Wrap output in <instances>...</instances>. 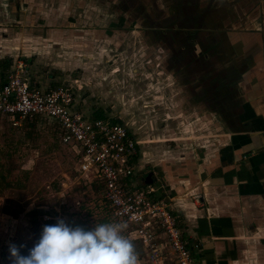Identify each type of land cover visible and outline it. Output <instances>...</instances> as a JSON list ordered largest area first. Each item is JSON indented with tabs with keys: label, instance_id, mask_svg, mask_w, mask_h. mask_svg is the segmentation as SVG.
I'll use <instances>...</instances> for the list:
<instances>
[{
	"label": "crops",
	"instance_id": "crops-1",
	"mask_svg": "<svg viewBox=\"0 0 264 264\" xmlns=\"http://www.w3.org/2000/svg\"><path fill=\"white\" fill-rule=\"evenodd\" d=\"M242 1L230 0L235 12L221 10L202 30H232L229 55L238 88L243 90L223 102L214 94L198 96L192 83L179 82L186 91L184 108L191 110L186 113L193 116L183 127L187 137L179 141L176 127L166 133L158 131L157 137L147 139L132 128L139 143L136 161L138 170L144 172V183L153 171V182L159 186L155 195L171 198L184 236L200 244L194 250L197 264H264V0ZM4 2H0L3 8L21 12L29 0ZM40 6L43 5L38 2L37 9ZM8 20L7 16L0 18V86L14 68V55H19L28 41L39 44L25 48L30 54H22L31 63L34 55L44 53L46 57L49 49L55 51L56 57L60 53V67L65 66L64 58L70 53L71 64L92 56V30L39 29L36 31L41 35L26 38L22 19L14 20L15 25ZM112 31L116 30H106V34ZM141 33L144 39H154L151 33ZM66 42L68 48L63 47ZM214 61L220 69L226 66L222 57ZM77 65L76 69L82 67L80 62ZM73 81L79 94L88 84Z\"/></svg>",
	"mask_w": 264,
	"mask_h": 264
},
{
	"label": "rangeland",
	"instance_id": "rangeland-1",
	"mask_svg": "<svg viewBox=\"0 0 264 264\" xmlns=\"http://www.w3.org/2000/svg\"><path fill=\"white\" fill-rule=\"evenodd\" d=\"M126 1L127 12L119 8L123 0H29L28 7L23 8L21 12H10L0 3V18L7 16V22H14L13 25L14 20L21 18L25 33H28L26 38L34 37L39 29L63 28L64 32L92 30V42H95L91 49L92 60L89 57L71 64L70 53L64 58L65 66L60 67V53L57 52L56 57L55 51L49 49L48 54L45 53L46 57L41 52V56L34 55L35 59L31 63L23 56L30 54L25 48H36L39 44L34 45L30 41L26 42L27 45L24 44L19 55L14 56L16 60L22 58L28 63L29 74L33 78L30 80L32 84L55 87L64 83L75 92L77 100L81 96V103H77L75 109L84 112L87 117L94 119L116 116L117 121H124L147 139L157 137L158 131L166 133L169 132L168 129L178 127V140L181 141L183 137H187L183 127L187 126L188 119L193 116L186 113V110L191 111L190 108H184L186 95L183 88L179 82H173L172 76H167L171 72L166 63L169 50H163V44L162 47L158 46L161 42L154 49V39L150 36L144 39L142 33L140 34L143 24L137 14L139 4L144 2L147 9H151L153 0ZM248 1L247 3H251L252 0ZM38 2L43 5L40 6L42 9H37ZM165 7L167 3L160 0V8ZM34 10L37 13L32 15ZM166 12L162 18L171 11L166 9ZM67 15L71 17L67 18ZM113 23L117 26L112 25ZM111 29L116 31L107 35L106 30ZM118 29L125 32L122 33ZM102 30H105V34ZM94 39L97 40L93 41ZM63 45L64 48L69 47L68 42ZM79 62L82 67L76 69ZM38 74L40 79L36 77ZM74 79L79 80L77 84L88 82L80 94L73 87V83H76ZM109 90H112V93ZM183 111L184 115H178ZM28 121L32 120H25L20 124L13 117L0 116V162L8 161L10 158L6 157L5 152L11 151L10 161L17 168L12 177L13 182L16 183L17 178L20 180L19 187L8 186L0 191V207L8 204L18 208L21 205L25 210H29L42 203L43 207L52 206L57 217L70 225L93 228L98 223L105 204L100 203L101 196L92 189V184H83V181L76 177L79 167L78 147L66 146L57 141L43 124L38 125L39 133L35 134V138L25 137ZM57 144L59 146H56ZM127 165L134 171L132 180L141 186L144 172L138 170L135 158L130 159ZM152 197L157 198V195ZM24 214L25 212L18 219L15 235L17 239L20 238V244L29 242L34 246L37 239H34L30 218ZM1 220L3 219L0 215V263L10 264L8 252L2 247L7 239L5 235L8 233V225L6 218L3 222ZM41 231L42 227L39 229V237ZM135 247L137 251L139 248L136 245Z\"/></svg>",
	"mask_w": 264,
	"mask_h": 264
},
{
	"label": "built area",
	"instance_id": "built-area-1",
	"mask_svg": "<svg viewBox=\"0 0 264 264\" xmlns=\"http://www.w3.org/2000/svg\"><path fill=\"white\" fill-rule=\"evenodd\" d=\"M30 78L28 63L18 58L0 86V116L20 124L41 116L59 124L62 144L78 147L77 179L103 184L100 203L107 200L114 220L128 223L127 236L139 248L140 264H197L194 250L200 244L184 236L171 198H153L159 190L155 182L146 184L143 177L139 186L132 180L134 171L127 164L139 153L133 129L116 116L87 117L75 109L76 94L64 83L42 87Z\"/></svg>",
	"mask_w": 264,
	"mask_h": 264
},
{
	"label": "flooded vegetation",
	"instance_id": "flooded-vegetation-1",
	"mask_svg": "<svg viewBox=\"0 0 264 264\" xmlns=\"http://www.w3.org/2000/svg\"><path fill=\"white\" fill-rule=\"evenodd\" d=\"M163 1L167 3V7L160 8V0H153L152 10L141 2L137 14L146 34L154 35L155 47L161 42L158 46L162 47L163 44V50H169L166 63L171 74L168 73L167 76H172L174 83H192L198 96L201 93V97L214 94L223 102L230 100L233 93L242 91V87L238 88L229 55L232 30H202L212 15L218 16L221 10L226 9V13L235 12L234 3L230 0ZM119 8L127 12V1L123 0ZM166 9L171 12L162 18L167 13ZM217 56L225 60L226 66L223 69L215 65L214 58ZM223 107L225 108L224 105Z\"/></svg>",
	"mask_w": 264,
	"mask_h": 264
},
{
	"label": "clouds",
	"instance_id": "clouds-1",
	"mask_svg": "<svg viewBox=\"0 0 264 264\" xmlns=\"http://www.w3.org/2000/svg\"><path fill=\"white\" fill-rule=\"evenodd\" d=\"M127 229L126 221L96 223L86 230L57 219L42 227L27 255L9 244L10 259L12 264H140L134 242L125 235Z\"/></svg>",
	"mask_w": 264,
	"mask_h": 264
},
{
	"label": "trees",
	"instance_id": "trees-1",
	"mask_svg": "<svg viewBox=\"0 0 264 264\" xmlns=\"http://www.w3.org/2000/svg\"><path fill=\"white\" fill-rule=\"evenodd\" d=\"M2 117V116H1ZM29 123L25 126L27 128L25 132V137L29 139L35 138V134L39 133L38 132V125L43 124L45 125V128L51 131V134L57 139V141L61 142V132L62 130L60 129L59 124L52 119L45 118V117H39L37 116L36 118L32 119V121H28ZM62 143V142H61ZM56 146H59L58 144ZM6 157L10 158L12 157V152H5ZM7 158V159H8ZM10 159L6 162H0V191H3L5 187L8 186H13L17 185L19 187L20 180L17 178L16 183L13 182V175L14 173L17 172V168L14 165ZM27 178V176H26ZM92 189L97 192V194L102 195L104 192V186L102 183L99 184H92ZM101 198V197H100ZM104 199V198H102ZM104 201V208H102V212L100 215V219L98 223H107V222H114L113 218V210L107 200ZM100 205V204H99ZM101 208V206H99ZM105 208H108L105 210ZM25 212L24 215L28 216L30 218V223L32 225V232L34 239L36 238L37 241L39 240V229L43 227L44 225H54L57 222V217L56 212L53 210L52 206H45L43 207V204H36L34 207L30 208L29 210H25V208L21 205H19L18 208L14 207L13 205H4L0 207V215L2 216V219L5 220L6 218V223L8 225V233L5 235L7 236L6 241L2 244V247L4 248L3 250H7L8 252V259L11 262L10 259V252H9V244H15L17 248L20 251L21 255H27L28 250L33 247V244L31 243H26V244H20V238L17 239L15 235V231L17 229V222L18 219H20L22 216V213ZM3 220H1L3 222ZM43 223H42V221ZM1 225V224H0ZM10 225V226H9ZM15 228V230H14ZM86 230H89V227H83ZM3 230V229H2ZM125 235L127 236V231L125 232ZM33 241L34 239L31 238ZM21 245H24V247H21ZM5 250V251H6ZM5 254V252L3 253ZM5 257V255H4ZM1 264V263H0ZM12 264V262L10 263Z\"/></svg>",
	"mask_w": 264,
	"mask_h": 264
},
{
	"label": "water",
	"instance_id": "water-1",
	"mask_svg": "<svg viewBox=\"0 0 264 264\" xmlns=\"http://www.w3.org/2000/svg\"><path fill=\"white\" fill-rule=\"evenodd\" d=\"M153 174H154L153 171L148 173V175L145 179L146 183H148V184L153 183V181H154Z\"/></svg>",
	"mask_w": 264,
	"mask_h": 264
}]
</instances>
